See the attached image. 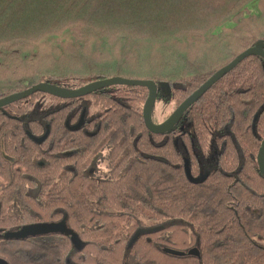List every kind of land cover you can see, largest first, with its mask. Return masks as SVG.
<instances>
[{"label":"trees","instance_id":"trees-1","mask_svg":"<svg viewBox=\"0 0 264 264\" xmlns=\"http://www.w3.org/2000/svg\"><path fill=\"white\" fill-rule=\"evenodd\" d=\"M257 44L264 0H0V99L41 82L73 89L121 76L168 83L160 96L179 106ZM46 95L60 105L33 117ZM148 96L114 85L0 108V225L66 217L84 244L65 234L4 239L8 264H264V59L243 60L168 133L147 128ZM106 149L111 170L98 179L91 168ZM165 247H197L200 257Z\"/></svg>","mask_w":264,"mask_h":264},{"label":"water","instance_id":"water-1","mask_svg":"<svg viewBox=\"0 0 264 264\" xmlns=\"http://www.w3.org/2000/svg\"><path fill=\"white\" fill-rule=\"evenodd\" d=\"M251 55H258L264 59V45L257 44L255 46H251L239 54L234 60H232L229 64L222 67L215 74H213L202 86H200L195 92H193L187 99H185L176 109L175 111L162 123H154L152 120V108L153 104L158 96V92L162 89L166 94L171 93V88L168 83L157 84L154 80L150 79H131L124 78L121 76H114L106 79H99L91 81L83 86L78 88L68 89L56 86L49 82H41L38 83L26 90L15 92L0 99V108L7 106L16 101L25 99L30 95L36 92H44L50 95H54L60 98L68 99V98H76L82 97L93 92H96L100 89H104L106 87L114 86V85H128V86H145L149 90V96L144 104L143 108V118L147 128L153 133H166L170 129H172L176 123L182 118V116L186 113V111L221 78L227 75L230 71H232L235 67H237L243 60ZM257 162L259 166L260 172L264 175V138L259 149V153L257 156ZM188 170V169H187ZM208 172L199 178H193L190 176L191 181L201 183L208 177ZM163 225L151 226V227H142L139 228L131 238L129 246H132L135 240L141 234L151 233L154 231H158L163 229ZM51 233H59L71 236V240L74 246L77 249H82L84 244L79 235L75 230L71 229L66 221V217L64 220L60 222H39L33 224H27L22 226L18 230L7 231L4 235L6 239H25L30 236H36L41 234H51ZM164 252L168 254H172L175 256H186L192 255L200 257V251L197 247H193L189 249V251L178 250L175 248L165 247ZM0 264H8L7 260L0 257Z\"/></svg>","mask_w":264,"mask_h":264},{"label":"rangeland","instance_id":"rangeland-1","mask_svg":"<svg viewBox=\"0 0 264 264\" xmlns=\"http://www.w3.org/2000/svg\"><path fill=\"white\" fill-rule=\"evenodd\" d=\"M250 10L252 13L258 12V6L257 1L253 2L250 5ZM228 26H231L232 24H227ZM60 104L52 97H49L48 95L44 96V98L40 99L39 102H37L36 107V115H33L35 118H41L42 114L47 109H52L58 107ZM177 107L175 106V101L173 99H166L164 97H158L152 108V120L154 123H162L168 117L175 111ZM210 159V160H209ZM213 159V150L209 149V151L206 154V161L207 165L209 167H213L215 163L212 161ZM106 160V159H105ZM96 175L95 176H102L101 178H104L103 176L107 173L109 170L108 163L106 161H103L97 165L96 168ZM106 177V176H105Z\"/></svg>","mask_w":264,"mask_h":264},{"label":"flooded vegetation","instance_id":"flooded-vegetation-1","mask_svg":"<svg viewBox=\"0 0 264 264\" xmlns=\"http://www.w3.org/2000/svg\"><path fill=\"white\" fill-rule=\"evenodd\" d=\"M261 57V56H260ZM161 94H163V95H170V94H166L162 89H160L159 90V92H158V96H157V98L161 95ZM160 97H164V98H166V99H170V97L168 98V97H165V96H160ZM203 97V96H202ZM77 98V97H76ZM156 98V99H157ZM69 99V98H68ZM200 100V99H199ZM198 100V101H199ZM197 101V102H198ZM175 106H176V104H175ZM176 107H178V106H176ZM184 116V115H183ZM182 116V117H183ZM182 120V118L176 123V125L172 128V129H174L179 123H180V121ZM172 129H170V130H172ZM169 130V131H170ZM168 131V132H169ZM168 132H166V133H168ZM263 141V140H262ZM108 154H109V150L108 149H106L105 151H103L102 153H101V156L95 161V167L94 168H91V172L93 173V175H94V177H96V178H98V179H104V178H106L107 176H108V174H109V171L111 170V167H110V162H109V158H108ZM106 159V160H105ZM103 161H106V163H108V168H109V170L107 171V173L103 176L104 178H101L102 176H95L96 175V168H97V165L99 164V163H101V162H103ZM106 176V177H105ZM1 181H3V180H1ZM7 211H8V209H7V205L6 204H0V215H3V216H5L6 215V213H7ZM62 220H64V219H62ZM62 220H58V221H39V222H60V221H62ZM66 221H67V219H66ZM39 222H30V223H26V224H24V225H27V224H33V223H39ZM24 225H22V226H24ZM22 226H19V227H15V228H13V229H7V228H5L4 226H1L0 225V242H2L4 239H6L5 237H4V235H5V233L7 232V231H14V230H18V229H20ZM52 234H59V233H51V234H41V235H36V236H30V237H27V238H25V239H16V240H29V239H31V240H33V239H36V238H45V237H48V236H51ZM62 235V234H61ZM71 237V236H70ZM1 258H3L2 256H0ZM5 259V258H4ZM8 262V261H7Z\"/></svg>","mask_w":264,"mask_h":264}]
</instances>
